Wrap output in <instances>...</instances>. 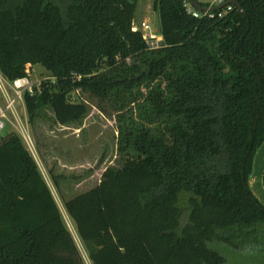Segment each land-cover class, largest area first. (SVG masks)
<instances>
[{
	"label": "trees",
	"instance_id": "1",
	"mask_svg": "<svg viewBox=\"0 0 264 264\" xmlns=\"http://www.w3.org/2000/svg\"><path fill=\"white\" fill-rule=\"evenodd\" d=\"M152 1L156 48L133 29L139 0H0V70L51 73L25 95L31 119L51 106L82 120L77 90L116 116L120 165L65 202L92 264H229L228 249L264 250L249 184L264 143V0L202 17L189 0ZM0 264H87L17 131L0 138Z\"/></svg>",
	"mask_w": 264,
	"mask_h": 264
},
{
	"label": "rangeland",
	"instance_id": "2",
	"mask_svg": "<svg viewBox=\"0 0 264 264\" xmlns=\"http://www.w3.org/2000/svg\"><path fill=\"white\" fill-rule=\"evenodd\" d=\"M146 21L152 24L153 32L161 38L160 19L153 9V1L139 0L134 25L141 27V24ZM152 42L157 43L158 40L153 38ZM49 77L51 73L44 66L40 64L34 66L33 80ZM0 98H2L1 90ZM73 98H79L86 103L89 110L82 120L67 124L57 119L51 106L41 108L33 119L21 101L18 108L34 141V151L32 152L28 144L24 142L50 186L86 263L92 264L75 223L67 213L65 202L98 186L109 167L120 165L122 161L120 136L115 114L103 113L97 107L96 101L81 90H77ZM0 102L3 103V100L1 99ZM11 119L12 123L7 125V129L0 131V138L9 131L18 130L19 124L12 115ZM260 172L252 171L250 180L254 175L255 177L260 175L261 179ZM227 253L229 264H264V250L257 245L237 250L228 249Z\"/></svg>",
	"mask_w": 264,
	"mask_h": 264
},
{
	"label": "built area",
	"instance_id": "3",
	"mask_svg": "<svg viewBox=\"0 0 264 264\" xmlns=\"http://www.w3.org/2000/svg\"><path fill=\"white\" fill-rule=\"evenodd\" d=\"M219 3H223L224 0H218ZM187 8L190 13H192L195 17H202L204 15L214 16V12H200L196 10L189 2L187 3ZM228 9L231 6L227 7ZM228 9H224L219 11L218 16L223 17L227 14ZM134 30H141L144 34V37L148 40L151 48H156L161 45L162 42V35L161 38H158L157 35L153 32L152 24L149 22H143L141 27H137L134 25ZM157 39L158 42L154 43L152 40ZM34 66L31 63H28L25 68V75L15 79L14 81L8 80L0 70V90L2 92L3 103L0 102V131H3L7 128L8 124L12 123L11 115L15 118L16 123L19 124L18 132L22 135L24 141L28 144L31 151H34V141L32 136L29 133L27 126L25 125L24 121L22 120V116L19 112L18 105L20 101L24 104L26 109L25 103V95H36L38 92H41V84L43 82L42 79L33 80L32 74L34 72ZM12 90V91H11ZM5 103V104H4ZM17 127V126H16Z\"/></svg>",
	"mask_w": 264,
	"mask_h": 264
},
{
	"label": "crops",
	"instance_id": "4",
	"mask_svg": "<svg viewBox=\"0 0 264 264\" xmlns=\"http://www.w3.org/2000/svg\"><path fill=\"white\" fill-rule=\"evenodd\" d=\"M201 5L207 6V7H212L219 5L218 0H197ZM228 0H224L226 2ZM256 170L261 171V179L260 175L255 177V175L249 180V184L251 189L253 190L254 194L259 198V200L264 204V143L262 146L259 148L257 151V154L254 159V164H253V171L256 172ZM260 179V180H259Z\"/></svg>",
	"mask_w": 264,
	"mask_h": 264
},
{
	"label": "water",
	"instance_id": "5",
	"mask_svg": "<svg viewBox=\"0 0 264 264\" xmlns=\"http://www.w3.org/2000/svg\"><path fill=\"white\" fill-rule=\"evenodd\" d=\"M189 3L200 12H215L231 5H236L241 11L244 10L239 0H228L212 7L203 6L197 0H189Z\"/></svg>",
	"mask_w": 264,
	"mask_h": 264
}]
</instances>
